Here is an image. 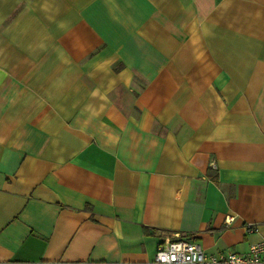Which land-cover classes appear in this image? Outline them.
<instances>
[{"label": "crops", "instance_id": "crops-1", "mask_svg": "<svg viewBox=\"0 0 264 264\" xmlns=\"http://www.w3.org/2000/svg\"><path fill=\"white\" fill-rule=\"evenodd\" d=\"M173 235L264 240V0H0V264Z\"/></svg>", "mask_w": 264, "mask_h": 264}, {"label": "built area", "instance_id": "built-area-1", "mask_svg": "<svg viewBox=\"0 0 264 264\" xmlns=\"http://www.w3.org/2000/svg\"><path fill=\"white\" fill-rule=\"evenodd\" d=\"M233 219V215H228L225 222L230 223ZM153 256L157 263L264 264V240L251 243L248 250L243 253L230 251L205 254L199 243L180 235H173L158 242Z\"/></svg>", "mask_w": 264, "mask_h": 264}]
</instances>
